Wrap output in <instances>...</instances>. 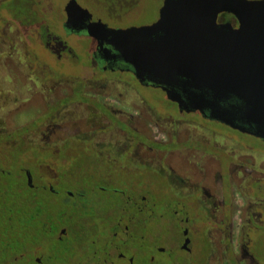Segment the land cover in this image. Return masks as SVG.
I'll return each instance as SVG.
<instances>
[{
	"label": "flooded vegetation",
	"instance_id": "1",
	"mask_svg": "<svg viewBox=\"0 0 264 264\" xmlns=\"http://www.w3.org/2000/svg\"><path fill=\"white\" fill-rule=\"evenodd\" d=\"M68 1L63 23L90 38L91 73L43 85L26 74V89L0 101V136L11 148H0V264H264V136L255 123L181 108L161 85L141 82L111 45L66 26ZM217 22L239 27L229 12ZM38 39L58 62L79 58L48 28ZM100 68L160 90L165 111L113 76L100 84ZM233 102L242 103L221 105Z\"/></svg>",
	"mask_w": 264,
	"mask_h": 264
},
{
	"label": "water",
	"instance_id": "2",
	"mask_svg": "<svg viewBox=\"0 0 264 264\" xmlns=\"http://www.w3.org/2000/svg\"><path fill=\"white\" fill-rule=\"evenodd\" d=\"M65 10L68 28L111 45L141 82L161 85L181 108L210 107L216 119L239 115L264 136V0H164L156 21L124 28L92 21L77 0ZM222 12L239 27L218 24ZM231 97L242 103L222 107Z\"/></svg>",
	"mask_w": 264,
	"mask_h": 264
},
{
	"label": "rangeland",
	"instance_id": "3",
	"mask_svg": "<svg viewBox=\"0 0 264 264\" xmlns=\"http://www.w3.org/2000/svg\"><path fill=\"white\" fill-rule=\"evenodd\" d=\"M44 2L42 0H19L14 7L8 4V9L0 8V101L2 102H6V97L12 96L13 91L21 92L26 89L24 79L26 74L30 75V84H33L34 81V84L43 85L44 80L46 82L48 78L58 80L59 76L65 74L72 81L62 82L63 84H76V78L80 73L83 76L91 73L88 71L90 54L89 50L85 48L91 45L87 40L90 38L83 35H69L66 32L61 9V4H65L66 0H45ZM79 3L86 6L91 13L99 16L110 27L117 28L151 23L157 18L161 8V0H79ZM11 19L14 28L7 26ZM46 28L65 37L76 48L79 58L76 56L72 63L58 62L56 57L46 50L38 39L40 34L44 35ZM80 39H82L81 44ZM96 73V77L104 76L98 77L101 79L100 84H112L109 79L110 76H113L112 78L116 79L117 83L133 85L135 90L140 91L151 102L158 103V106L161 105V102L157 101H164L160 90L139 85L132 75L119 74L118 72L108 73L101 68ZM117 75H120V78H117ZM49 83L54 84L52 80ZM39 96V94L36 95L29 108L30 111L32 110V114L35 113V117H38L39 110L43 109V104H41L43 98ZM15 97L16 95L14 99H16ZM57 106H60V103L51 104L50 110L47 111L48 116H53L52 113L55 112ZM161 109L162 112L165 111L163 104ZM26 120H19V123H24ZM35 124V122L28 124L24 131L34 128ZM3 142L0 136V148H6V144ZM33 142L35 141H27L28 144ZM2 143L3 145H1ZM6 149L11 148L7 147ZM4 156L5 152H0V157ZM3 160L5 164H8L6 167L11 169L12 163H8L6 158Z\"/></svg>",
	"mask_w": 264,
	"mask_h": 264
}]
</instances>
